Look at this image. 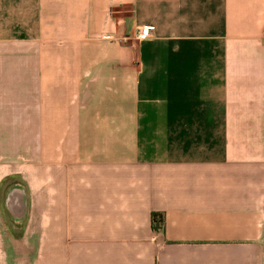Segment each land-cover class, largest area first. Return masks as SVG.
Listing matches in <instances>:
<instances>
[{"label":"crops","instance_id":"obj_1","mask_svg":"<svg viewBox=\"0 0 264 264\" xmlns=\"http://www.w3.org/2000/svg\"><path fill=\"white\" fill-rule=\"evenodd\" d=\"M0 264H264V0H0Z\"/></svg>","mask_w":264,"mask_h":264},{"label":"built area","instance_id":"obj_2","mask_svg":"<svg viewBox=\"0 0 264 264\" xmlns=\"http://www.w3.org/2000/svg\"><path fill=\"white\" fill-rule=\"evenodd\" d=\"M137 33L138 39L146 40L156 36V29L153 26H140Z\"/></svg>","mask_w":264,"mask_h":264},{"label":"trees","instance_id":"obj_3","mask_svg":"<svg viewBox=\"0 0 264 264\" xmlns=\"http://www.w3.org/2000/svg\"><path fill=\"white\" fill-rule=\"evenodd\" d=\"M153 226L155 230H161L164 226V216L161 213L153 214Z\"/></svg>","mask_w":264,"mask_h":264}]
</instances>
